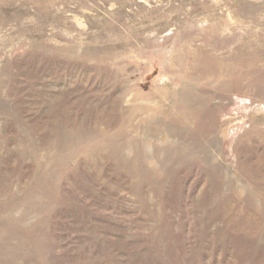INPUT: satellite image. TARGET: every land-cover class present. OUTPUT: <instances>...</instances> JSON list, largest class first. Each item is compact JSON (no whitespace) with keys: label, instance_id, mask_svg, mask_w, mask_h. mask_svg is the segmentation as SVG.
<instances>
[{"label":"rangeland","instance_id":"obj_1","mask_svg":"<svg viewBox=\"0 0 264 264\" xmlns=\"http://www.w3.org/2000/svg\"><path fill=\"white\" fill-rule=\"evenodd\" d=\"M0 264H264V0H0Z\"/></svg>","mask_w":264,"mask_h":264}]
</instances>
